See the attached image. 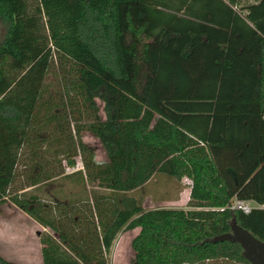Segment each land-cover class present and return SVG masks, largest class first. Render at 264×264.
<instances>
[{
    "label": "trees",
    "instance_id": "obj_1",
    "mask_svg": "<svg viewBox=\"0 0 264 264\" xmlns=\"http://www.w3.org/2000/svg\"><path fill=\"white\" fill-rule=\"evenodd\" d=\"M0 23V203L48 229L44 264H109L137 228L132 264H251L212 239L235 217L264 240V208L229 207L264 204V0H0ZM160 173L188 208H144ZM66 178L93 190L33 191Z\"/></svg>",
    "mask_w": 264,
    "mask_h": 264
},
{
    "label": "rangeland",
    "instance_id": "obj_2",
    "mask_svg": "<svg viewBox=\"0 0 264 264\" xmlns=\"http://www.w3.org/2000/svg\"><path fill=\"white\" fill-rule=\"evenodd\" d=\"M6 33V26L0 23V42L3 40ZM53 80V77L49 78ZM103 108V102L98 100ZM103 117H104V112ZM83 139L96 149L95 159L97 162L107 160V154L100 140L91 132H84ZM76 169L83 167V162L80 156H77ZM73 169L67 168L66 172H71ZM175 178L160 173L157 177L155 185L156 194L146 195V189L136 193L141 196L145 209L156 207L169 208H188L189 197L180 201L171 200L175 195ZM184 184H192L188 178L183 179ZM68 178L49 181L38 188L33 189L34 192L40 194L42 198L49 200L58 192L64 200L79 199L88 195L87 191H92V186H88L86 190L81 189L80 184H72ZM174 188H173V186ZM154 195L160 200H155ZM48 229L39 224L24 210L16 206L10 201L0 203V253L8 260L21 264H44L41 252L40 236ZM140 232V229L132 231H122L111 250L109 255V264H132L134 251L131 242L133 238ZM40 233V234H39ZM207 264H245L235 263L232 261L209 262Z\"/></svg>",
    "mask_w": 264,
    "mask_h": 264
},
{
    "label": "water",
    "instance_id": "obj_3",
    "mask_svg": "<svg viewBox=\"0 0 264 264\" xmlns=\"http://www.w3.org/2000/svg\"><path fill=\"white\" fill-rule=\"evenodd\" d=\"M234 210V209H232ZM40 234V233H39ZM229 240L231 242L239 243L244 251L243 256L253 264H257L256 260L252 256L253 246H264V241L252 234L248 229L240 225L237 219L234 217L231 221V231L212 239L213 242Z\"/></svg>",
    "mask_w": 264,
    "mask_h": 264
},
{
    "label": "built area",
    "instance_id": "obj_4",
    "mask_svg": "<svg viewBox=\"0 0 264 264\" xmlns=\"http://www.w3.org/2000/svg\"><path fill=\"white\" fill-rule=\"evenodd\" d=\"M192 183V181H191ZM229 207L234 210H242L245 213H250L255 208H264V204L255 201L236 199L230 203Z\"/></svg>",
    "mask_w": 264,
    "mask_h": 264
},
{
    "label": "crops",
    "instance_id": "obj_5",
    "mask_svg": "<svg viewBox=\"0 0 264 264\" xmlns=\"http://www.w3.org/2000/svg\"><path fill=\"white\" fill-rule=\"evenodd\" d=\"M184 178H188V177H184ZM183 179L181 180V182L178 185V187H176L175 195H174V197H172L173 199H171V200L180 201L181 199L185 200L188 197H189V200H190L192 184H189V185L184 184ZM188 179H190V178H188ZM250 201H252V200H250ZM137 229H140V228H137Z\"/></svg>",
    "mask_w": 264,
    "mask_h": 264
},
{
    "label": "flooded vegetation",
    "instance_id": "obj_6",
    "mask_svg": "<svg viewBox=\"0 0 264 264\" xmlns=\"http://www.w3.org/2000/svg\"><path fill=\"white\" fill-rule=\"evenodd\" d=\"M264 241V240H262ZM244 251V249H243ZM252 256L256 260L257 264H264V246L259 247V246H253L252 247ZM253 264L252 262H250Z\"/></svg>",
    "mask_w": 264,
    "mask_h": 264
}]
</instances>
